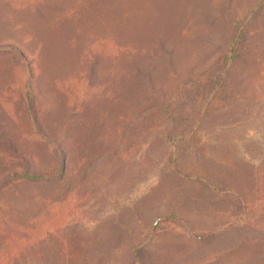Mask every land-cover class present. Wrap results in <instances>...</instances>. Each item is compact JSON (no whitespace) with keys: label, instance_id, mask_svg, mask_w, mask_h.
Masks as SVG:
<instances>
[{"label":"rangeland","instance_id":"rangeland-1","mask_svg":"<svg viewBox=\"0 0 264 264\" xmlns=\"http://www.w3.org/2000/svg\"><path fill=\"white\" fill-rule=\"evenodd\" d=\"M23 172L52 180L1 188L0 223L42 238L0 264H264V0H0Z\"/></svg>","mask_w":264,"mask_h":264},{"label":"trees","instance_id":"trees-1","mask_svg":"<svg viewBox=\"0 0 264 264\" xmlns=\"http://www.w3.org/2000/svg\"><path fill=\"white\" fill-rule=\"evenodd\" d=\"M233 37H234V35H233ZM238 47L239 46H237V45L235 48L231 47V53L237 52V51H235V49H238ZM241 54H242L241 52H237L235 54H232L231 56H228V58L233 62V61L237 60ZM223 58L227 59L226 56H223ZM215 91H214V94H215ZM232 99H234V97H232ZM185 138H187V136L186 137L184 136V138L182 137L181 139H185ZM181 139H179V140H181ZM30 179H32V180H43V181L52 180L50 178H44V176H42L40 174H30L28 172H23L22 174H14L11 178H8L5 181H3L2 183H0V189L9 185V184L14 183V182H17L20 180H30ZM48 205H50V203L46 204L47 208H48ZM173 217L177 218L176 216H168L165 219L171 220V219H173ZM34 219H36V214L27 216L23 222H20V223L16 222L15 223V225L17 226L16 230H13L12 228H9V227L7 228V226H6L7 221L0 223V239L2 240L3 238H5L6 240H9V239H16L17 240V241H13V242H10L9 244H7V246H8L7 250L12 252L13 249L15 248L17 251H20L22 248L33 247L35 244H37L39 238L42 236V233L38 232L39 228H38L37 224H39V223L34 222L33 221ZM18 229H22L23 231H25V233L21 234L18 238H22L26 242L19 243L18 242L19 240L17 238H15L14 234H16V232H19ZM22 230H20V231H22ZM43 238L46 239L45 245L48 248L50 245V240H51L50 239V233H47V235Z\"/></svg>","mask_w":264,"mask_h":264}]
</instances>
